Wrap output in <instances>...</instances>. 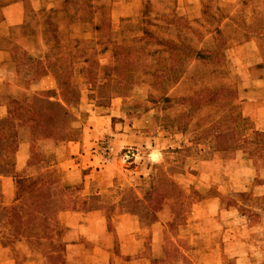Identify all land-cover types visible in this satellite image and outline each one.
I'll use <instances>...</instances> for the list:
<instances>
[{"label":"rangeland","instance_id":"1","mask_svg":"<svg viewBox=\"0 0 264 264\" xmlns=\"http://www.w3.org/2000/svg\"><path fill=\"white\" fill-rule=\"evenodd\" d=\"M0 264H264V0H0Z\"/></svg>","mask_w":264,"mask_h":264},{"label":"crops","instance_id":"2","mask_svg":"<svg viewBox=\"0 0 264 264\" xmlns=\"http://www.w3.org/2000/svg\"><path fill=\"white\" fill-rule=\"evenodd\" d=\"M79 146H80V145H79ZM80 148H81V147H80ZM80 148H78V150L75 151V153H76V154L79 153V156H82V154L84 153V151H83V150H80ZM85 152H86V151H85ZM73 153H74V152L71 151V153L68 154V156H66V159L69 160V159L72 157V154H73ZM87 154H88V153H87ZM75 159H78V157L75 158ZM59 166H61V168H62V164L59 165ZM59 166H58V164H56V168H58ZM63 168H64V167H63ZM3 178H6V182H8L9 184H12V182H13V180H14L13 176H3ZM94 211H96V210H92V211H90V212H94ZM63 213L67 214V213H69V211H62L61 214H63ZM61 224H64V225L68 226L69 222H64V221H62ZM64 225H63V227H64ZM153 226H154V224H153Z\"/></svg>","mask_w":264,"mask_h":264}]
</instances>
